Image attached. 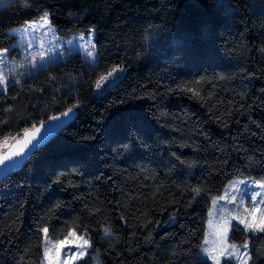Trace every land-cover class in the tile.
I'll list each match as a JSON object with an SVG mask.
<instances>
[{
	"label": "trees",
	"instance_id": "16d2710c",
	"mask_svg": "<svg viewBox=\"0 0 264 264\" xmlns=\"http://www.w3.org/2000/svg\"><path fill=\"white\" fill-rule=\"evenodd\" d=\"M45 11L62 36L94 27L98 59L75 52L0 90V142L79 109L0 181V264H41L45 227L89 233L77 264H214L211 199L264 178V0H12L0 49ZM229 239L264 264V231L234 224Z\"/></svg>",
	"mask_w": 264,
	"mask_h": 264
},
{
	"label": "rangeland",
	"instance_id": "374dc122",
	"mask_svg": "<svg viewBox=\"0 0 264 264\" xmlns=\"http://www.w3.org/2000/svg\"><path fill=\"white\" fill-rule=\"evenodd\" d=\"M11 1L2 0L0 6ZM45 14H48L50 24H44L41 20ZM30 22L36 23L32 27H28ZM91 30L94 32L91 43H89V32H77L71 36H62L58 33L56 25L51 22L47 11L21 25L11 27L10 31L16 35V39L9 46L0 49H8L5 62L0 63V73H3L7 78L8 87L16 81H18V85H21L28 75L36 74L52 62L66 61L75 52H80L87 61L92 63L93 60L87 53L94 52V62H96L98 59L96 32L94 27ZM80 37H83V40L79 41L78 46L76 41ZM92 44L95 45L94 49ZM114 73L116 74V72ZM0 90L4 91L2 88ZM245 189H248V192L241 203V194L245 192ZM257 193L259 195H256ZM253 196L255 199H251ZM261 199H264V178L234 177L227 181L223 192L211 199L209 219L201 245L202 256L210 259L214 264L212 256H216L221 264L235 247L236 251L231 258H234L238 264H242L244 260L248 264L251 258L250 241L237 243L230 241L229 238L234 224L242 226L247 231L258 230L248 229L245 224L240 223V220L260 223L261 218L264 217V204L259 203ZM254 206L256 211L253 213ZM236 217H239V220ZM85 240L88 242L87 244H84ZM245 244H247L246 249L241 247ZM90 248L91 238L86 231L79 232L76 229H71L64 237L53 239L48 229V232L44 233V257L41 264H77L88 256ZM81 252L83 255L80 254ZM222 252L224 255H221ZM73 256L76 258L73 259ZM95 264L102 263L96 260Z\"/></svg>",
	"mask_w": 264,
	"mask_h": 264
},
{
	"label": "water",
	"instance_id": "95a60500",
	"mask_svg": "<svg viewBox=\"0 0 264 264\" xmlns=\"http://www.w3.org/2000/svg\"><path fill=\"white\" fill-rule=\"evenodd\" d=\"M122 79V71L107 75L105 79L99 82V88H113ZM69 109L72 111L69 112ZM68 113L67 116L63 115ZM79 114L77 107H70L62 112L50 116L48 119L41 121L34 127L26 129L20 136L13 139H5L0 142V158L7 156L0 163V181L6 176L21 169L32 156V154L49 142L55 135L70 124ZM56 117L57 120L52 118ZM55 125V127H53ZM29 135L25 137V132ZM30 142L25 143V140ZM174 221V220H173Z\"/></svg>",
	"mask_w": 264,
	"mask_h": 264
},
{
	"label": "snow or ice",
	"instance_id": "6c2138e0",
	"mask_svg": "<svg viewBox=\"0 0 264 264\" xmlns=\"http://www.w3.org/2000/svg\"><path fill=\"white\" fill-rule=\"evenodd\" d=\"M0 2H2V0H0ZM41 20L43 21L44 24H50V21H49V18H48V14H45ZM36 22H30V24L28 25V27H32ZM94 32L93 30H90L89 31V43H91V39H92V36H93ZM80 40H83V37H80L78 41H76L77 45L79 46V41ZM92 47L94 49L95 45L92 44ZM8 53V49L5 48V49H2L0 50V63H4L5 62V57H6V54ZM87 55L89 56V58H91L94 62V52H88ZM118 69H114L113 71H117ZM113 73L112 72H109L108 75L111 76ZM102 79H105V77H102ZM16 83H18V81H16ZM97 87H99V83L97 84ZM0 88H2L4 91L7 90L8 88V82H7V78L3 75V73H0ZM191 91V89H189ZM198 94V93H197ZM72 110L69 109V112H71ZM63 115L67 116L68 113H64ZM53 120H57L58 118L56 117H53L52 118ZM55 127V125L53 126ZM29 135V133L26 131L25 132V137H27ZM30 141H28L27 139L25 140V143H28ZM5 159H8L7 156L5 157H2L0 158V163H2L3 160ZM247 192H248V189H245V192L241 194V203H243V197L245 195H247ZM256 195H259V193H257ZM233 199H235V197H233ZM251 199H255V197H251ZM259 203L261 204H264V199H261L259 201ZM253 213L256 211V207L254 206L253 209H252ZM237 220H239V217H236ZM240 223H243L245 224V227H247L248 229H258L259 231H264V217L261 218V221L260 223H255V222H245L243 220H240ZM239 226V225H237ZM43 232L46 234L48 232V229L47 228H44L43 229ZM63 243V242H61ZM88 242L85 240L84 241V244H87ZM241 247L243 248H247V244L245 245H242ZM236 251V248L233 247L232 249V252H229L227 254L228 258L225 259V264H231V257H232V254ZM81 255H83V252L80 253ZM221 255H224V253L222 252ZM73 259H75L76 257L73 256L72 257ZM212 259L215 261V264H220V260L216 257V256H212ZM242 264H247V261L244 260L242 261Z\"/></svg>",
	"mask_w": 264,
	"mask_h": 264
}]
</instances>
